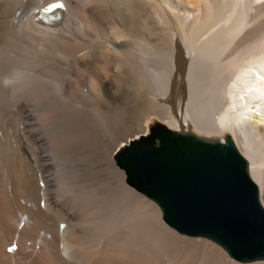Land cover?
<instances>
[{"label": "bare ground", "instance_id": "6f19581e", "mask_svg": "<svg viewBox=\"0 0 264 264\" xmlns=\"http://www.w3.org/2000/svg\"><path fill=\"white\" fill-rule=\"evenodd\" d=\"M50 1L0 0V264H264L171 227L128 156L154 130L230 139L264 207V0H67L35 24Z\"/></svg>", "mask_w": 264, "mask_h": 264}, {"label": "water", "instance_id": "95a60500", "mask_svg": "<svg viewBox=\"0 0 264 264\" xmlns=\"http://www.w3.org/2000/svg\"><path fill=\"white\" fill-rule=\"evenodd\" d=\"M154 136L152 147L128 151L129 171L164 220L183 234L218 243L239 262L263 260L264 207L231 140L159 130Z\"/></svg>", "mask_w": 264, "mask_h": 264}, {"label": "clouds", "instance_id": "9594fccd", "mask_svg": "<svg viewBox=\"0 0 264 264\" xmlns=\"http://www.w3.org/2000/svg\"><path fill=\"white\" fill-rule=\"evenodd\" d=\"M13 81H11V80H5L4 81V83H5V85H7V84H11Z\"/></svg>", "mask_w": 264, "mask_h": 264}, {"label": "rangeland", "instance_id": "374dc122", "mask_svg": "<svg viewBox=\"0 0 264 264\" xmlns=\"http://www.w3.org/2000/svg\"><path fill=\"white\" fill-rule=\"evenodd\" d=\"M155 131H156V130L152 131V132L150 133L149 137L152 136V135L155 133Z\"/></svg>", "mask_w": 264, "mask_h": 264}, {"label": "snow or ice", "instance_id": "6c2138e0", "mask_svg": "<svg viewBox=\"0 0 264 264\" xmlns=\"http://www.w3.org/2000/svg\"><path fill=\"white\" fill-rule=\"evenodd\" d=\"M62 7V5H60ZM13 249H9V251H12Z\"/></svg>", "mask_w": 264, "mask_h": 264}]
</instances>
